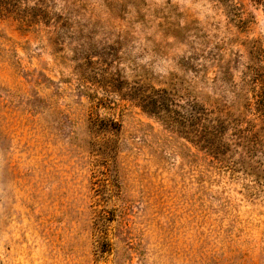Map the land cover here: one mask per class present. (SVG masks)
<instances>
[{
    "label": "rangeland",
    "instance_id": "rangeland-1",
    "mask_svg": "<svg viewBox=\"0 0 264 264\" xmlns=\"http://www.w3.org/2000/svg\"><path fill=\"white\" fill-rule=\"evenodd\" d=\"M0 264H264V0H0Z\"/></svg>",
    "mask_w": 264,
    "mask_h": 264
},
{
    "label": "trees",
    "instance_id": "trees-1",
    "mask_svg": "<svg viewBox=\"0 0 264 264\" xmlns=\"http://www.w3.org/2000/svg\"><path fill=\"white\" fill-rule=\"evenodd\" d=\"M157 93L158 91L155 90ZM143 101V105L152 113H160L167 111L169 108V104L167 98L157 99V96L153 95H144L143 97H139Z\"/></svg>",
    "mask_w": 264,
    "mask_h": 264
}]
</instances>
